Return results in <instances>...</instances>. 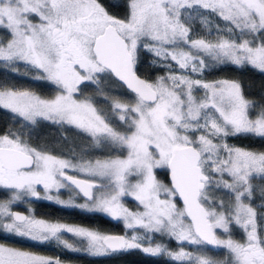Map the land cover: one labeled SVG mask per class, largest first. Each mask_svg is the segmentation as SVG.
<instances>
[{
  "label": "snow or ice",
  "instance_id": "1",
  "mask_svg": "<svg viewBox=\"0 0 264 264\" xmlns=\"http://www.w3.org/2000/svg\"><path fill=\"white\" fill-rule=\"evenodd\" d=\"M142 50L164 75H137ZM225 65L264 73V0H0V110L13 123L0 132V264H70L4 242L16 238L92 257L140 250L162 264H264V99H247L236 80L194 78ZM29 71L55 94L8 79ZM105 77L133 102L104 95ZM85 82L109 110L80 98ZM42 121L78 130L102 158L33 146L26 130ZM241 137L260 146L229 143ZM33 199L122 221L125 233L13 210ZM217 250L225 258L209 255Z\"/></svg>",
  "mask_w": 264,
  "mask_h": 264
},
{
  "label": "trees",
  "instance_id": "2",
  "mask_svg": "<svg viewBox=\"0 0 264 264\" xmlns=\"http://www.w3.org/2000/svg\"><path fill=\"white\" fill-rule=\"evenodd\" d=\"M114 13L117 15H124L125 9H113ZM154 57L153 55L141 51L140 54V62L137 67V72L142 75L145 79L155 80L158 75L165 74L166 69H162L158 65H153ZM219 67V66H218ZM26 71L23 67H21V72ZM39 75L34 71H29L28 76H20L15 77V74H11L8 76L12 82L17 84V86L28 88L32 91H35L42 96H52L55 94L56 89L51 86L48 82L42 80L33 79ZM202 78H216V77H227L233 80H236L242 84L244 95L247 99L261 101L264 99V73L259 72L249 66H235V65H225L223 66L222 71H213L209 70V72L205 73ZM81 88V97L84 96H95L96 103L98 107L104 108L106 111L108 109V104L104 102L103 95L97 92V86L93 83H85ZM99 88L104 90V95L109 97H115L120 99L123 102H133L134 94L128 91L120 82L116 81L114 78L105 77L103 82L99 85ZM12 119L11 116L6 112V110H0V132L6 130L9 127H12ZM15 127H19V125H15ZM31 143L33 146H37L42 149H57L64 146V141H66L67 134L69 140L71 137H76L79 134V131L74 128L69 127H61L59 125L53 124L48 121H42L35 128L31 130ZM229 143L243 145V146H254L259 147L260 142L239 138L230 140ZM259 183V181H257ZM220 195H223L222 193ZM4 198V194L0 191V199ZM259 203V201H257ZM52 216L57 214L64 215L68 214L65 210L56 211L50 210ZM106 227L105 220H99V228ZM114 231H124L122 225L119 222H115L113 229ZM234 237L238 239H242L243 235L239 229L234 230ZM9 242H13V240H8ZM211 254H219L218 251L210 252ZM63 254V253H61ZM68 255V254H66ZM70 258V255L66 256ZM167 257H159V256H149L144 255L138 250H132L125 253L116 254L114 257V262L108 257H100L98 264H162ZM110 260V261H109Z\"/></svg>",
  "mask_w": 264,
  "mask_h": 264
},
{
  "label": "flooded vegetation",
  "instance_id": "3",
  "mask_svg": "<svg viewBox=\"0 0 264 264\" xmlns=\"http://www.w3.org/2000/svg\"><path fill=\"white\" fill-rule=\"evenodd\" d=\"M85 83H89V82H85ZM84 84H82L81 86H83ZM68 136H70V134H67L66 141H64L65 143L64 146L62 145L61 147L55 149L53 154L61 155L63 153L65 155V158H70L71 155L75 153L79 157V155L81 154V150L84 149V150H87V154L84 156L85 159H95V158L102 157V154L100 152L92 151L89 148L90 141L87 139L85 135H82L79 133L78 135H76V137L74 136L71 137V140H69ZM47 150L52 151L53 149H47ZM157 171L160 172L159 169ZM163 173H164L163 178L161 176V172L159 173V176L161 177L163 181L169 182L167 170L163 169ZM69 174L71 175L75 173L69 172ZM80 178H84V177H80ZM66 191L68 192L69 190H66ZM78 199L83 200L82 198H78ZM29 208L33 209L35 215L39 218H45V219H50V220L57 219V220L67 221L70 224H77V225H81L84 227L97 229L101 232L110 233V234H119V233L124 234L125 233V229L124 231H120V232L112 230L116 221L111 220V218L103 214L90 213V212H87L86 210H82L79 208H64L48 200L33 199L31 202H28V203L20 202L18 203L17 206H14L13 210H20V211H23L25 214H27ZM50 210L56 211V213H58V210H65L68 214L67 215L57 214L55 216H52V213ZM100 219L105 220L106 227L99 228ZM139 234L142 235L143 234L142 231ZM158 240H160V237L157 235L156 241ZM9 243H14L18 247H24V248L27 247L30 250L37 251L43 255H47V256L50 255L52 257L59 256L61 259H64L65 261L70 262V264H98L99 259H100V257H92L84 253L65 252L62 248L57 246L55 242L46 243L44 245H38L35 242L22 241L20 238H16L13 242H9ZM173 244L174 242L169 244V247H173ZM140 252L143 253L142 251ZM66 254L70 255V258H67L66 256L68 255ZM143 254L150 256V254H145V253ZM115 256L116 254L112 256H108V258L114 262Z\"/></svg>",
  "mask_w": 264,
  "mask_h": 264
},
{
  "label": "rangeland",
  "instance_id": "4",
  "mask_svg": "<svg viewBox=\"0 0 264 264\" xmlns=\"http://www.w3.org/2000/svg\"><path fill=\"white\" fill-rule=\"evenodd\" d=\"M162 75H164V74H162ZM159 76V75H158ZM194 78H201V79H204V80H207V81H212V80H218V79H229V80H233V79H230V78H227V77H216V78H202V77H194ZM149 80V79H148ZM37 93V92H36ZM39 94V93H38ZM41 95V94H40ZM54 95V94H53ZM198 95H203V91L201 90L199 93H198ZM42 96V95H41ZM44 97H46V96H44ZM50 97V96H49ZM80 98H83V97H80ZM123 102V101H122ZM128 103H130V102H128ZM100 158H102V157H100ZM160 170V172H161V176H162V178L164 177V173H163V169H159ZM160 172H158V171H156V175H157V179L158 180H160V181H162V182H164V183H168V181H163L162 179H161V177L159 176V173ZM69 195H73V196H75V193H72V192H67L66 190H62V193H61V198L62 199H65V200H67L68 198H69ZM6 198V197H5ZM4 198V199H5ZM52 203H55L54 201H51ZM77 204H80V203H84V201L83 200H79L78 198L76 199V201H75ZM124 203H125V205L128 207V208H130L131 210H133V211H136V210H142V209H139L138 208V205H137V203L132 199V198H125V200H124ZM179 203V202H178ZM56 204V203H55ZM179 206H183L181 203H180V205ZM53 221H57V219H52ZM58 221H60V222H64V223H68L67 221H62V220H58ZM117 222H119L122 226H123V228H124V225H123V222L122 221H117ZM70 224V223H69ZM125 229V228H124ZM241 231V230H240ZM241 233H242V231H241ZM242 235H243V233H242ZM66 238H69V239H71V237H70V234H67V236H66ZM234 239H238V238H236V237H233ZM243 239V238H242ZM238 240H241V239H238ZM4 242H7V243H9L8 242V240H4ZM157 243H159V242H161L160 240H158V241H156ZM164 243H168V239L167 238H165L164 239V241H163ZM174 242V241H173ZM176 247V243L174 242V244H173V247H171V248H175ZM26 249H28V250H30L29 248H27L26 247ZM188 250H191V251H194V249H188ZM218 252H219V254H211V253H209V255H213L215 258H217V259H223V258H225V256H226V253L223 251V250H217ZM43 255V254H42ZM50 256V255H49Z\"/></svg>",
  "mask_w": 264,
  "mask_h": 264
},
{
  "label": "water",
  "instance_id": "5",
  "mask_svg": "<svg viewBox=\"0 0 264 264\" xmlns=\"http://www.w3.org/2000/svg\"><path fill=\"white\" fill-rule=\"evenodd\" d=\"M137 75H139L142 79H145L142 75H140L138 72H137ZM122 84V83H121ZM123 85V84H122ZM128 91H130L126 85H123ZM131 92V91H130ZM168 179H169V176H168ZM182 204V203H181ZM14 211H20V210H14ZM20 212H23V211H20ZM119 234H122V233H119Z\"/></svg>",
  "mask_w": 264,
  "mask_h": 264
}]
</instances>
